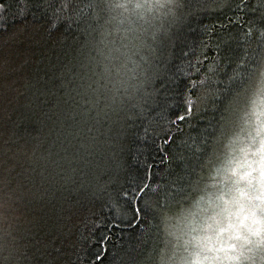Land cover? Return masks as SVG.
<instances>
[{
	"label": "clouds",
	"instance_id": "obj_1",
	"mask_svg": "<svg viewBox=\"0 0 264 264\" xmlns=\"http://www.w3.org/2000/svg\"><path fill=\"white\" fill-rule=\"evenodd\" d=\"M73 4L0 0V264H100L101 257L106 264H264V25L249 19L253 12L264 17V0H227L223 7L218 0H92L79 10ZM213 18L239 27L228 79L254 76L241 89L229 133L218 140L219 162L201 174L194 197L169 207L176 186L145 181L129 164L144 166L148 153L138 145L164 137L167 144L204 110L220 53L187 62L186 86L171 101L182 111L140 126L137 144L129 146L127 136L159 92L151 71L157 36ZM206 28L205 50L218 49L216 33L232 36L228 28ZM175 83L169 76L160 87L168 92ZM28 122L35 131L21 130ZM117 185L118 194L110 191ZM101 193L117 227H131L113 246L108 224L89 255L104 218L86 201Z\"/></svg>",
	"mask_w": 264,
	"mask_h": 264
},
{
	"label": "trees",
	"instance_id": "obj_2",
	"mask_svg": "<svg viewBox=\"0 0 264 264\" xmlns=\"http://www.w3.org/2000/svg\"><path fill=\"white\" fill-rule=\"evenodd\" d=\"M197 2L198 0H184L186 4ZM91 3L92 0H74L73 6L79 10ZM218 3L223 7L227 3V0H218ZM34 11L40 12L38 8L34 9ZM45 17L46 14H42L39 16V20H43ZM231 19L232 17L229 16L228 20ZM249 19L255 23L264 25V17L254 12L250 14ZM228 20L213 18L212 21L206 22L205 25H201L194 30L185 29L183 26L174 27L168 34L161 32L157 36V43L153 45L156 49L154 53L155 58H152L151 68V71L156 76L153 90L159 89V92H156L155 97L145 106L149 114L143 117V124L141 121L133 129L129 130L127 136L129 146L139 143L133 133L138 132L140 126L142 128L145 126L151 127L157 124L160 118L167 115L168 112L170 116L174 117L179 111L183 110L182 104L175 106L171 101L175 93H182L186 86L187 81L183 78L182 74L187 70L188 61L201 57L202 53L209 57L220 53L221 57L220 64L217 65L212 73L217 83L212 84L209 81L205 85V88L213 90L214 95L208 99L204 105V110L198 116L193 117L191 121H185V126H181L182 130L185 127L184 131L178 133L177 137L173 136V139L167 144H164V139H167V137H164L163 139H157L153 144H148L145 141V143L138 145L136 147L137 152L148 153L147 163L144 166L133 163L129 164L128 171L137 177L143 176L145 181L164 179L176 186L179 191L170 198L169 207H172L176 201L184 197H194L199 191L201 174H204L207 169L212 167L219 155L220 144L218 140L222 142L224 137L229 133L230 126L234 124L233 109L238 108L242 102V98L239 95L241 89L254 76L253 73L246 72L245 76H241L240 78L228 79L232 70L231 63L239 54V49L235 47L233 39L235 33L239 31V27L230 25ZM88 22V17H84L82 23L87 25ZM207 23H211L218 28H228L232 33V36L225 34L223 31L215 34L217 40L214 44L218 46L216 50L204 49V45L209 42L206 28ZM62 28L63 25H61ZM256 46L257 44L253 42L252 47ZM43 54V49H40L38 55L34 58H39V55ZM169 76H172L176 83L173 85V88H169L168 92H165L164 88L160 87V84L164 80H167ZM164 87H167V84ZM35 128V124L31 122L21 126L22 131H35ZM125 155L127 160L130 161V156L127 153ZM148 164L151 167H148ZM108 179H111V173H109ZM102 182L106 181L102 178ZM109 189L117 194L122 190L120 185H117L115 189H111V186H109ZM86 202L87 207L96 218H104V227L97 229L95 233L96 243L88 250L89 255H95V249L100 246V241L104 238V232L108 231V224L112 225V229L108 234L113 240V242L109 241L108 243L113 244V246L114 243H119L120 239L124 236L125 230L130 228L131 225L119 223V227H117V218L113 215L107 204L106 194L101 193L99 198L94 197ZM137 206H139V202H137ZM155 242H158V237ZM106 260L107 257H101L100 264H106Z\"/></svg>",
	"mask_w": 264,
	"mask_h": 264
},
{
	"label": "rangeland",
	"instance_id": "obj_3",
	"mask_svg": "<svg viewBox=\"0 0 264 264\" xmlns=\"http://www.w3.org/2000/svg\"><path fill=\"white\" fill-rule=\"evenodd\" d=\"M218 162H219L218 159H216V161L213 163V165L216 164V163H218Z\"/></svg>",
	"mask_w": 264,
	"mask_h": 264
}]
</instances>
